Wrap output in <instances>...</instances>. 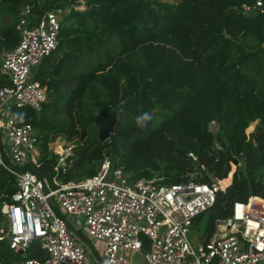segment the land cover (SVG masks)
Instances as JSON below:
<instances>
[{
	"label": "trees",
	"instance_id": "trees-1",
	"mask_svg": "<svg viewBox=\"0 0 264 264\" xmlns=\"http://www.w3.org/2000/svg\"><path fill=\"white\" fill-rule=\"evenodd\" d=\"M254 2L0 0V57L18 41L16 22L26 4L37 14L64 12L57 45L36 72L46 101L39 111L25 105L9 112L35 129L39 174L53 187L78 181L95 174L109 154L130 180L210 183L229 178L230 161L237 159L230 184L195 218L208 213L207 233L234 201L264 196V9L243 7ZM9 83L0 70V86ZM114 111L113 132L100 140L98 131ZM143 111L155 114L144 129L135 122ZM58 137L62 144L74 141L64 169L56 168ZM16 189L13 175L0 167V206L13 201ZM6 229L0 210V236ZM30 256L42 259L44 252ZM24 257L0 238V261Z\"/></svg>",
	"mask_w": 264,
	"mask_h": 264
},
{
	"label": "built area",
	"instance_id": "built-area-1",
	"mask_svg": "<svg viewBox=\"0 0 264 264\" xmlns=\"http://www.w3.org/2000/svg\"><path fill=\"white\" fill-rule=\"evenodd\" d=\"M243 7L263 11L264 0ZM57 10L37 14L26 4L16 22L18 41L0 60V70L10 80L0 86V167L17 185L13 201L0 206L7 222L0 238L4 236L14 250L24 251L35 242L36 251L44 252L42 259L27 256L0 264H100L77 236L81 228L100 242V255L91 246L103 264H264L263 195L250 193L234 201L229 215L214 219L210 233L208 213L195 220L231 181L222 186L221 179L130 180V173L109 154L95 174L55 187L28 167L40 164L35 129L31 123H17L9 112L12 106L25 105L39 111L47 99L36 72L57 45ZM211 148L221 149L220 142L215 139ZM55 152L56 168L64 169L74 152L72 144H58ZM202 220L205 227L199 235L197 224Z\"/></svg>",
	"mask_w": 264,
	"mask_h": 264
},
{
	"label": "rangeland",
	"instance_id": "rangeland-1",
	"mask_svg": "<svg viewBox=\"0 0 264 264\" xmlns=\"http://www.w3.org/2000/svg\"><path fill=\"white\" fill-rule=\"evenodd\" d=\"M80 7H85V5L84 4H80L79 5ZM57 13H58V16L59 17H62V15H63V13L64 12H62V11H60V10H57ZM9 19L8 18H4V19H2V21H4V22H6V21H8ZM255 125H256V121H254V122H252L247 128H246V132H249V131H251V130H253L254 129V127H255ZM209 127L212 129V130H217V127H218V125H217V122H215V121H213V122H211L210 124H209ZM63 141H65V139H63L62 137H58L57 139H55V141H53L54 143H53V148L55 149V148H57L58 149V144H61ZM69 144H74V141H70V143ZM238 162H233V161H231V163H230V169H229V171H228V173L229 172H231V175H233V173H234V171H235V169L238 167ZM227 173V174H228ZM231 180H232V176H231ZM230 180V181H231ZM57 209L60 211V212H62V209L60 208V206L57 204ZM63 215L64 216H66V213H63ZM205 221L204 220H202L201 222H199L198 224H197V227H198V231H199V235H201L202 234V232H203V230H204V227H205ZM223 231V230H222ZM80 233L82 234V235H84L86 238H87V240L90 242V244L93 246V247H95L96 248V250H97V254L98 255H100L101 254V250H100V242L97 240V239H95V238H92V237H89V236H87L86 235V233H85V230H84V228H81L80 229ZM191 235V234H190ZM144 251V250H143ZM88 255H89V257H93V252H90V253H88Z\"/></svg>",
	"mask_w": 264,
	"mask_h": 264
},
{
	"label": "water",
	"instance_id": "water-1",
	"mask_svg": "<svg viewBox=\"0 0 264 264\" xmlns=\"http://www.w3.org/2000/svg\"><path fill=\"white\" fill-rule=\"evenodd\" d=\"M115 119H116V111L111 113L110 117L101 125L98 131V137L100 138V140H106L109 138L110 134L113 132ZM28 167L34 170L40 176L37 166L31 165ZM44 190L47 191L45 187ZM76 234L93 251L94 255L96 256L100 264H103L101 258L95 253L94 249L92 248L87 238L78 231L76 232ZM37 247L38 244L34 242L31 243L24 251L20 250L19 252L22 253L24 256H30L36 251Z\"/></svg>",
	"mask_w": 264,
	"mask_h": 264
},
{
	"label": "clouds",
	"instance_id": "clouds-1",
	"mask_svg": "<svg viewBox=\"0 0 264 264\" xmlns=\"http://www.w3.org/2000/svg\"><path fill=\"white\" fill-rule=\"evenodd\" d=\"M155 119L154 112L151 111H143L136 117V124L138 127L144 129L147 128L149 123Z\"/></svg>",
	"mask_w": 264,
	"mask_h": 264
},
{
	"label": "bare ground",
	"instance_id": "bare-ground-1",
	"mask_svg": "<svg viewBox=\"0 0 264 264\" xmlns=\"http://www.w3.org/2000/svg\"><path fill=\"white\" fill-rule=\"evenodd\" d=\"M231 173L229 174V178H227V179H224V180H222V181H220V183H221V185L222 186H225L226 184H228L229 182H230V180H231ZM230 184V183H229ZM228 184V185H229Z\"/></svg>",
	"mask_w": 264,
	"mask_h": 264
},
{
	"label": "crops",
	"instance_id": "crops-1",
	"mask_svg": "<svg viewBox=\"0 0 264 264\" xmlns=\"http://www.w3.org/2000/svg\"><path fill=\"white\" fill-rule=\"evenodd\" d=\"M2 56V55H1ZM0 60H1V57H0ZM21 260V259H20ZM18 261V260H17Z\"/></svg>",
	"mask_w": 264,
	"mask_h": 264
}]
</instances>
